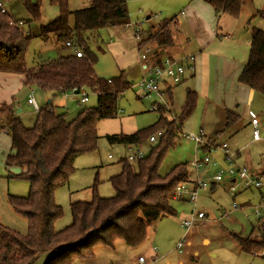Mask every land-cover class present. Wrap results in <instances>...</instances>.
<instances>
[{
	"label": "trees",
	"instance_id": "16d2710c",
	"mask_svg": "<svg viewBox=\"0 0 264 264\" xmlns=\"http://www.w3.org/2000/svg\"><path fill=\"white\" fill-rule=\"evenodd\" d=\"M204 1L216 15L224 14L235 20L244 5L251 2ZM49 2L56 5L58 14L53 21L40 26L38 37L44 41L54 37L61 45L73 42L81 56L67 54L26 69L25 51L30 39L0 8V75H20L21 87L45 93L61 95L83 89L96 94V105L82 109L75 118L66 121L64 114H57L46 104L36 113L34 125L26 128L15 116L13 98L9 103H0V130L10 138L5 166H16L18 174L10 177L28 183L25 197L8 199L13 211L26 218V233L22 235L0 227V264H34L44 254H49L44 264H71L76 259L90 258L96 246L113 249L117 241L137 248L144 242L152 223L174 214L169 205L173 192L189 177L185 163L175 165L165 175L159 174V168L167 151L179 140L183 122L196 108L197 95L191 90H187L175 121L167 120L162 113L168 110L159 105L157 111L161 114L148 128L132 134L106 136L109 144L139 146L155 132H163L158 144L150 147L147 155L135 164L119 161L120 172L109 178L112 197H98L94 186L91 201L70 204L71 224L60 231L54 230L55 222L62 217L54 199L56 189L67 183L76 157L96 149L97 123L114 118L117 98L132 84L123 72L109 80L97 77L93 70L96 55L88 46L89 38L94 39L99 30L128 24L126 0H90L88 7L72 12L68 11L67 0ZM39 4L40 0L23 1L33 22L39 21ZM257 15L264 17V12ZM172 21H160L153 31L149 29L140 34L138 51L170 47ZM250 39L247 62L238 82L264 97V30L252 28ZM170 90L166 94H170ZM237 121L235 114L226 112L223 131ZM259 234L255 239H238L241 250L250 253L254 248L264 247V233Z\"/></svg>",
	"mask_w": 264,
	"mask_h": 264
},
{
	"label": "rangeland",
	"instance_id": "374dc122",
	"mask_svg": "<svg viewBox=\"0 0 264 264\" xmlns=\"http://www.w3.org/2000/svg\"><path fill=\"white\" fill-rule=\"evenodd\" d=\"M3 2V0H1ZM17 2L16 9H23L27 18L20 20L25 23L19 30L26 33L29 37L28 45L25 51V67L26 69L35 68L36 66L49 61H54L60 56L70 54V50L65 48L64 45L57 42L54 37H49L44 41L39 35L40 26L46 25L58 14L56 5L51 4L49 0H40V18L39 21L33 22L28 16L23 7L24 0H11ZM35 2L36 0H30ZM174 4L172 7L167 5ZM90 0H67V8L69 12L76 9L88 7ZM180 4L179 0H126V9L128 13V20L131 24L142 23V28L149 25L157 26V23L165 19H169L175 12L174 9ZM5 7L6 4H3ZM248 11L240 13L241 32H246L250 36V29L256 24H253V19L248 18ZM149 15L150 20L145 21V17ZM154 15L156 17L154 18ZM238 18V19H239ZM254 18V17H253ZM71 24H73L72 17H69ZM237 19V20H238ZM149 21V22H148ZM262 25L264 20H262ZM254 28H257L255 26ZM141 29V27L139 28ZM247 30V31H246ZM108 30L101 29L97 32L95 39L89 38L88 46L96 55V63L93 67L94 73L97 77L109 80L117 77L120 73L115 67L113 57L108 53L103 44L107 43L106 32ZM97 40V42H96ZM101 40L103 42H100ZM156 55L164 56L163 49H160ZM137 69V67H136ZM126 71H129L126 70ZM124 77L127 81L136 82V74L125 72ZM214 79V78H212ZM189 76L185 77V81L175 85L171 88L172 100L170 101V94H165L162 104L155 95L143 96L137 88L131 86L128 90L124 91L116 101V114L113 119L102 120L97 123V143L96 149L92 152L82 154L74 160V171L68 177L65 185L60 186L54 193L55 203L62 211V217L54 224V230L60 231L71 224L70 204L73 202H89L93 197V187L95 192L100 198H110L114 195L113 189L109 183V178L120 172L121 165L118 160V155L124 157L127 154V149L123 145L109 144L106 140L107 135L116 134H132L142 129L148 128L153 125L161 112L151 109V106L160 104L166 107L167 113H162L167 120H176L180 114V109L183 106L187 90H191L192 86ZM223 83V81L221 82ZM0 87L4 91L0 97H5L7 92L15 90L14 102L17 103L15 116L18 117L21 124L30 128L36 121V113L26 103L27 95L33 91L34 99L39 109L43 108L45 104L44 98H41L40 92L35 89L31 90L24 87H18L16 78H9L8 85L0 82ZM18 87V91H17ZM192 91V90H191ZM212 92V99L206 97L201 99L196 109L195 114L192 113L184 122L188 127L189 125L202 115L201 127L205 134L209 136H216L217 145L224 139L229 138L228 148L230 154L233 155L232 159L235 165L248 167L253 169L259 174L262 182V187L259 190H251V192H241L236 196H231L227 192V180H223L217 184L213 191L205 189L198 195L196 203V210H210L211 214L206 216L204 221L213 222L207 223L208 226H203L195 231V236L191 239V248H183L185 252L178 253L179 262L181 264H264V258L254 257L249 252H239L235 248V243L231 240L232 234H239L247 236L251 233L252 226L256 224V219L252 210L248 207L241 210H232V201L237 206L245 201H248L250 206L257 204L260 195L264 196V97L257 95L251 107V113L257 116L260 121L259 140H251L252 128L250 125L245 124L240 127L235 134L229 135V131H220L223 127L225 117L219 118L216 109H219V104L214 100L224 93L228 94L229 90L221 85H217L215 80L209 88ZM194 92V91H193ZM88 93V101L85 104L79 102V96L69 94L68 97L59 96L54 99V105L57 106L55 112L57 114H64L66 121H70L84 108H92L96 105V94ZM218 93V96H216ZM220 93V94H219ZM59 95V94H58ZM43 99V100H42ZM5 102V101H4ZM8 102V101H7ZM5 102V103H7ZM217 105V106H216ZM20 110V113L17 111ZM220 111V109H219ZM182 124V126H183ZM200 126V124H199ZM182 130L190 133L189 130ZM219 133L214 135L215 133ZM10 138L6 133L0 131V227H6L11 230L17 231L24 235L27 230V220L25 217L16 214L12 207L9 205V197H25L28 193V183L17 177H10L18 174L16 166L7 168L5 166V158L9 152ZM150 145L146 142L142 146L144 152L149 151ZM239 152L240 156L236 157L235 152ZM193 143L185 140L179 135V140L175 143L173 148L169 149L160 165L159 174L165 175L178 164H187L193 158ZM108 155L113 159L109 160ZM204 154H198V157H203ZM211 162H215L218 166L212 167L211 165L202 169L199 173V178L209 180L218 169H226L228 162L224 161V155L219 148L214 149L208 153ZM220 166V167H219ZM189 172L188 179L192 180L195 176L191 168L187 164ZM213 170H215L213 172ZM209 172L211 175H209ZM209 192L210 195L204 196L203 193ZM169 205L174 210H192L193 206L184 204L177 200H170ZM226 215V216H225ZM249 216L247 218L246 216ZM212 224V225H210ZM253 226V228H254ZM155 228V223H152L148 228V234ZM160 227H158V230ZM185 231V230H184ZM259 234V233H258ZM159 235V231H158ZM260 235V234H259ZM257 235V238L259 237ZM208 237L210 240L205 239ZM256 237V236H255ZM251 238H254L253 236ZM255 239V238H254ZM139 247L129 248L123 242L117 241L113 249L105 248L103 246H96L90 258H80L73 261L71 264H135L134 260L139 255ZM49 254H44L34 264H44ZM181 256V257H180Z\"/></svg>",
	"mask_w": 264,
	"mask_h": 264
},
{
	"label": "crops",
	"instance_id": "0c3cea01",
	"mask_svg": "<svg viewBox=\"0 0 264 264\" xmlns=\"http://www.w3.org/2000/svg\"><path fill=\"white\" fill-rule=\"evenodd\" d=\"M179 2V5L176 4L177 8L174 9L175 12L172 13L173 16L169 18L173 19L172 23H170L172 45L167 48H162L164 52L163 57L159 55H153L154 58H150V61L154 60L156 62V59L162 61L166 58L175 59L185 55H194L195 71L190 76V79L192 80L189 81L192 86L191 90L194 91L197 95L196 108L193 114H195L201 99H204L206 97H210L212 99V92L209 91V88L212 84V80H215L217 85L223 86L224 91L225 88L229 90L228 94L224 93L223 96H220L214 100L216 104H219L218 106L220 111L219 109H216L218 119L221 118L222 120V118L225 117L226 112H231L238 117L237 123L227 129L229 131L228 136H231L232 134H235L240 127H243V125L248 124L251 126L249 121L250 118H257L256 115L251 113L250 109L255 101V98L258 97V94L254 93L250 88L238 82V77L247 62L251 40L250 36L248 37L246 32H241V16L238 20H235L224 14L216 15L213 12L211 6L204 0H179ZM170 3L172 2H169V4L167 3V5H169L170 7L175 5V3ZM0 4L1 8L12 17V20L21 22L20 20H24L27 18V15L24 13L22 8L18 10L16 9L15 6L17 2H12L11 0H3L2 2L0 0ZM3 4H6V6L4 7ZM245 9L249 10L248 18L251 17L253 19V24H255L254 22L256 21V24L253 25L251 29L257 26V28L264 30V24L262 25L261 23L262 20H264V17L257 15L258 13L264 12V0H251L249 4L244 5L241 11V15ZM150 18L151 17L147 15L145 17V21L150 20ZM141 25L142 23L131 24V22L128 20V24L125 26L106 28L108 30L106 32V37L108 40L107 43L103 44V42L99 40L100 42H102L105 50L112 55L113 62L115 61L114 65L115 67H117V70H119V73L123 72L125 74V72H130V74H136L137 79L139 78L141 72L139 68L140 52L137 49V42L139 38L136 39V33H138L139 36L145 31L149 29H152L153 31V29L155 28V26L152 24L147 26L146 28H142ZM22 27L23 25L20 28ZM140 27L141 29H139ZM251 29L249 32H251ZM95 35L97 36V33ZM69 50L70 54H73L71 49ZM158 51H160V49L156 51V54L158 53ZM128 69L129 71H126ZM9 78H16L17 85L21 88L20 75L1 74L0 82L4 84V86L8 85ZM222 81L223 83H221ZM15 90L16 89L10 91L9 93L7 92V95L5 97H0V103L4 101H8L7 103H9L12 98V100H14V94H16ZM3 91L4 89L0 87V94ZM39 94L41 95V98H44L45 104H48L50 108L55 111L54 108H57V106L54 105V99H56V97H59L60 95L45 92H40ZM68 95L66 97H68ZM61 96L64 97L63 94H61ZM216 96H218V93H216ZM171 100L172 90H170V101ZM27 105L33 109L31 105ZM14 108L17 109L16 102H14ZM196 119L197 120H195L194 123L192 122L189 127L187 126L188 124L186 125L184 123L182 126L184 130H189L190 134L201 133L208 141L217 145V140H215L216 136L213 137L204 133L201 127L202 115ZM258 122L260 128V121L258 120ZM224 124L225 121L224 123H221V126L223 128ZM223 128L221 130H218V132L222 131ZM251 128L253 131L252 126ZM0 131L2 133H5L2 130ZM218 132L214 135L219 134ZM229 140V138H226L221 143L229 142ZM251 140L254 141L252 139V132ZM235 153L236 157L240 156L239 152L236 151ZM244 166L246 167V165ZM220 168L222 169V167ZM250 170L254 172L258 177H260L259 174L256 173L253 169ZM214 171L215 170H213V172ZM209 175H211L210 172ZM225 180H227L228 192L231 180H229L227 177L225 178ZM215 186L210 187L209 190L206 191H213ZM241 192L251 191H240L237 194H240ZM203 195L209 196L210 193L205 192L203 193ZM262 199H264V196L261 194L257 204ZM182 203L187 204L184 201ZM248 206H250L248 201H245L238 207L241 210L242 208H246ZM173 211L174 214L172 216H165L154 222L155 228L152 232L148 234L147 230L146 238L144 242L139 246V255L134 260L135 264H138L137 259L139 257L144 258L145 264H181V262H179L180 258L177 255H179L178 253L182 252L183 248H191V239L195 236V231L205 225L208 226L206 222L213 223L204 220L195 221L194 227H192L189 231H184L181 226V222L182 220L189 218L190 212L192 210H189L187 212L186 210L173 209ZM197 211L203 212L205 216H209V214H211L210 210ZM253 226L250 230L251 233H249V235L247 236H241L236 233L232 234V236L229 235L231 240L235 243V248L237 249V251L243 252L239 245L238 239H247L249 237L251 238L252 236L254 238H257V235H259V231L256 229V226H254V228ZM158 227H160L159 230ZM183 238L185 239L183 247L181 249H177V244ZM205 239H207V241L210 240L208 237H206ZM183 252H185V250H183Z\"/></svg>",
	"mask_w": 264,
	"mask_h": 264
},
{
	"label": "built area",
	"instance_id": "2783aa9c",
	"mask_svg": "<svg viewBox=\"0 0 264 264\" xmlns=\"http://www.w3.org/2000/svg\"><path fill=\"white\" fill-rule=\"evenodd\" d=\"M155 17L156 16H154V18ZM13 23H16L18 27L22 26L21 22L13 21ZM138 38V33H136V39ZM64 47L71 49L75 57L79 58L81 56V51L73 42L64 43ZM147 51L148 50H145L139 53V68L141 73L137 81L132 83V87L137 88L143 96H157L159 102L162 104L163 97L168 90H170L173 86L182 83L185 80V77H190L194 73L195 56L185 55L175 59L166 58L159 62L156 59L155 62L154 60L150 61L152 58H154L153 55L146 57L145 54ZM68 94L79 96V102L81 104H85L88 101V93L83 89L80 91L71 90L67 93H64L63 95L66 97ZM27 104L31 105L35 112L40 110L34 100L33 91H30L28 94ZM159 105H153L151 106V109L155 111ZM249 121L253 127L252 139L257 141L259 140L258 119L250 118ZM162 136L163 132L159 130L149 136L147 143L150 145V147L155 146L158 144ZM180 136L193 143L194 151L193 158L187 162V164L191 168V171L195 177L192 180L188 179L187 182L178 184L172 195V200L182 202L184 201L187 204L193 206L189 218L184 219L181 222V226L185 231H189L192 227H194L195 221H203L206 218L203 212L197 211L195 209L200 191L219 184L226 177L231 180L228 193L233 197L236 196V194L240 191L259 190L262 187L261 178L258 177L254 172L245 166L235 165V162L232 159L233 155L229 152L227 142L215 145L214 143L208 141L201 133L190 134L182 131ZM142 146L143 145L125 146L127 149V154L124 157L118 155V160H124L130 164H135L144 158L148 153V151L144 152L142 150ZM216 148H219L222 151L224 155V161L228 162V167L226 169H218L215 174L207 181L200 179L198 176L202 169L209 165L212 167H217V164L213 161L211 162L208 156V153ZM200 153L204 154L201 158L198 157V154ZM108 159H112V157L108 155ZM232 202V209L238 210L239 207L234 203V201ZM248 208L252 210V213L255 216L254 219H256V229L259 231V233H264V199H262L258 204L249 206ZM246 217L249 218L250 215H247ZM184 241L185 239L183 238L177 244L176 248L181 249L185 243ZM250 254L254 257L264 258V247L254 248L250 251ZM137 262L138 264H145L143 257H139Z\"/></svg>",
	"mask_w": 264,
	"mask_h": 264
},
{
	"label": "water",
	"instance_id": "95a60500",
	"mask_svg": "<svg viewBox=\"0 0 264 264\" xmlns=\"http://www.w3.org/2000/svg\"><path fill=\"white\" fill-rule=\"evenodd\" d=\"M158 49H159L158 47H154V48L148 50L145 54L146 57H150V56L154 55ZM19 112H20V110L17 111V113H19Z\"/></svg>",
	"mask_w": 264,
	"mask_h": 264
}]
</instances>
